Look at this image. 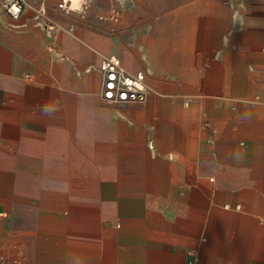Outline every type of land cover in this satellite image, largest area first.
Segmentation results:
<instances>
[{
	"label": "crops",
	"instance_id": "crops-1",
	"mask_svg": "<svg viewBox=\"0 0 264 264\" xmlns=\"http://www.w3.org/2000/svg\"><path fill=\"white\" fill-rule=\"evenodd\" d=\"M5 2L9 262L264 264V0H26L18 20ZM112 55L143 102L104 98Z\"/></svg>",
	"mask_w": 264,
	"mask_h": 264
},
{
	"label": "built area",
	"instance_id": "built-area-1",
	"mask_svg": "<svg viewBox=\"0 0 264 264\" xmlns=\"http://www.w3.org/2000/svg\"><path fill=\"white\" fill-rule=\"evenodd\" d=\"M95 0H59L58 8L64 13L85 15ZM5 11L12 19L18 20L24 13L26 0H6ZM120 11L113 9L108 19L120 20ZM103 73L104 98L112 103H137L146 98L147 87L145 73L138 71L131 74L124 68L121 59L112 55L104 59ZM0 264H22L19 259L9 262L8 257L0 252Z\"/></svg>",
	"mask_w": 264,
	"mask_h": 264
}]
</instances>
